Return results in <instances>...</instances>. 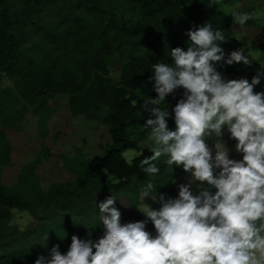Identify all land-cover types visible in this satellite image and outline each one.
<instances>
[{
  "label": "trees",
  "instance_id": "1",
  "mask_svg": "<svg viewBox=\"0 0 264 264\" xmlns=\"http://www.w3.org/2000/svg\"><path fill=\"white\" fill-rule=\"evenodd\" d=\"M95 1L0 0V163L11 162L12 143L5 132L13 118L11 110L23 102V107L32 106L40 122H44L53 110L50 97L57 93L69 95L68 106L73 114H84L106 125L110 138L101 154L80 163L71 162L74 177L70 181L55 182L46 191L35 172L42 155L25 162L14 183H0V249L19 241L8 227L13 208L28 209L39 202L46 209L55 203V210L48 216L55 241L44 245L41 253L26 245L0 253V264H34L39 254H47L56 244L66 252L71 243L66 218L73 214L88 216L94 235H99L95 218L99 209L92 203L100 189L122 193L133 207L138 204L140 186L149 179H154L163 193L170 191L172 177L183 172L181 167L169 168L164 163L166 158L161 157L155 162L160 173L150 178L139 168L140 160L151 155L149 150L133 156L132 166L122 157L124 150L137 147L134 135L146 137L143 123L148 112L142 104L147 96H156L149 80L152 64L171 63L170 49L186 50L187 31L208 20L223 29L228 39L221 45L225 52L245 43L233 35L232 17L222 8L223 4L235 6L240 0H219L217 8L208 7V0ZM53 4L60 6L55 14ZM99 10L109 13V18L100 19ZM72 14L76 24L60 32L62 22ZM261 33L257 47L264 51V21ZM40 38L50 46H42ZM61 42L66 55L78 58L51 61L52 47ZM112 54L115 59L111 61ZM113 66L120 70L117 77L111 76ZM215 66L226 79L243 78L235 63L218 62ZM4 77L11 85H2ZM182 95L183 89H178L161 107L170 111ZM169 127L175 128L174 120L169 119ZM147 230L155 231L151 222Z\"/></svg>",
  "mask_w": 264,
  "mask_h": 264
},
{
  "label": "clouds",
  "instance_id": "2",
  "mask_svg": "<svg viewBox=\"0 0 264 264\" xmlns=\"http://www.w3.org/2000/svg\"><path fill=\"white\" fill-rule=\"evenodd\" d=\"M218 5L219 0H208V7ZM240 7L226 12L235 25L261 18L237 11ZM186 35V50L171 48V63L151 66L156 96H147L142 104L148 112L145 149L151 155L140 160L139 168L155 178L160 173L155 162L165 157L169 168L181 167L189 174L188 182L179 184L175 197L158 194L154 179L141 185L136 207L142 220L123 222L117 197L108 196L97 202L99 235H94L95 228L84 238L73 234L66 252L56 244L34 264H264V91H254L264 79V63L251 81L226 79L216 63L250 66L244 49L225 59L221 45L228 39L211 20L194 24ZM249 55L259 62L257 53L249 49ZM178 89L183 95L171 110L162 108ZM225 131L242 159L230 158L220 143H208ZM122 157L132 166L133 156L125 151ZM149 222L155 234L147 230Z\"/></svg>",
  "mask_w": 264,
  "mask_h": 264
},
{
  "label": "rangeland",
  "instance_id": "3",
  "mask_svg": "<svg viewBox=\"0 0 264 264\" xmlns=\"http://www.w3.org/2000/svg\"><path fill=\"white\" fill-rule=\"evenodd\" d=\"M97 1L98 0L95 2ZM240 1L238 4H240L241 7L237 9V11L242 10L244 12L258 14L261 18L259 20H251V22H247L243 27L235 24L231 25L233 35L236 38H241L239 41H244L245 43L236 45L233 49L229 48L228 51L225 52V59L232 51L243 48L244 55L249 56L252 63L250 66H245L243 62L235 64L240 75L251 81L252 76L255 75L256 71L260 68L259 63H264V51L262 50V52L258 53L260 50L257 47V43L262 38L261 24L264 21V3L259 5V9H253L244 5L245 2L248 3L251 0H246L243 4ZM59 7L58 4L51 5L54 14ZM233 7L234 6H229L227 4L222 5V8L226 12ZM99 11L101 13L100 19L102 17H104V20L109 18V13H104L101 10ZM120 12H123L121 7ZM76 22L72 14L68 21L62 22L63 25L60 27V32L66 29L70 30ZM73 35L72 32L69 39ZM38 41L42 46L49 45L44 39L40 38ZM249 49L258 54L259 62L249 55ZM66 54L65 44L61 42L59 45L54 46V48L52 47L50 55L51 61L63 58L69 60L78 58L74 55V57H72ZM113 56V54L109 56L111 61L115 59ZM220 63L223 65L226 64L224 61ZM119 72L120 70L117 66L110 68L112 77H117ZM1 82L2 85H11V81L7 77H4ZM254 90L258 92L264 91V79H262L261 84L257 85ZM170 96L171 95H169L167 99ZM68 98L69 95L64 93H57L50 97V104L53 110L47 115L44 122H40L37 114L33 112L32 106L23 107V102H20L11 110L9 113V115L13 117L10 125L11 127L5 128L6 135L12 143L10 153L11 162L9 164L0 163V183H5L7 185L14 183L17 180L20 167L28 160L36 159L39 155H42L43 158L36 164L35 172L39 176L40 185L46 191L53 183L70 181L74 177L71 170V162L80 163L93 155L103 152V145L110 142L107 126L100 121L86 117L84 114H73L71 108L68 106ZM133 138L135 139L137 147L123 151H127L131 156H135L145 150L146 144L148 143L146 137L140 139L138 135H134ZM225 142H228L226 144L230 147L229 151H234L231 158L242 159V155L235 151L236 141L229 139L227 131H225L222 138L208 141L213 147L216 143L225 145ZM107 176L111 177V175ZM188 180L189 174L184 171L174 175L172 177V189L168 191L167 194L175 197L178 195L179 184L187 183ZM193 191H198L196 185H193ZM161 192V190H158V194ZM112 194L117 197L116 206L122 212L123 222L144 219V216L138 211L137 207L131 206L128 200L122 196V193H106L105 191L102 192L100 189L97 191L96 195H94L96 197V202L92 204L97 205V202L103 201ZM138 199L139 203L140 190L138 191ZM121 201L123 203H121ZM145 202L152 204L153 207H159V204L154 203L150 198H146ZM54 205L55 203L44 209L41 203L36 202L28 209L13 208L8 227L19 241L3 246L0 249V253L8 252L20 245L30 246L36 252L41 253L44 245H49L55 241L48 218L49 214L55 210ZM99 215L98 210L97 213H95V218L98 222V228L102 230ZM40 228H42L41 231ZM92 229V222L85 214H73L66 218V234L70 240L73 234L84 238L87 232ZM150 232L155 234V231Z\"/></svg>",
  "mask_w": 264,
  "mask_h": 264
},
{
  "label": "crops",
  "instance_id": "4",
  "mask_svg": "<svg viewBox=\"0 0 264 264\" xmlns=\"http://www.w3.org/2000/svg\"><path fill=\"white\" fill-rule=\"evenodd\" d=\"M246 0H241L240 2L243 4ZM262 3H264V0H251L248 3L245 2V6H247L248 8H253V9H259V5H262ZM245 10V9H244ZM259 49V48H258ZM260 50V49H259ZM262 52V50H260L258 53ZM256 53V52H255ZM228 142H225V145H222L226 150H228V154L229 157L231 158V156L234 154V151H229L230 147H228V144H226ZM230 145V144H229Z\"/></svg>",
  "mask_w": 264,
  "mask_h": 264
}]
</instances>
